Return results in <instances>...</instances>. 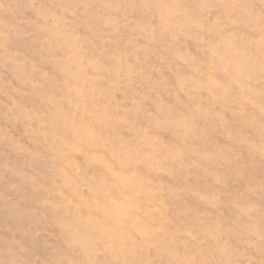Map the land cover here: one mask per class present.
Returning <instances> with one entry per match:
<instances>
[{
	"label": "rangeland",
	"instance_id": "374dc122",
	"mask_svg": "<svg viewBox=\"0 0 264 264\" xmlns=\"http://www.w3.org/2000/svg\"><path fill=\"white\" fill-rule=\"evenodd\" d=\"M0 264H264V0H0Z\"/></svg>",
	"mask_w": 264,
	"mask_h": 264
}]
</instances>
